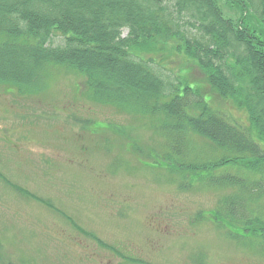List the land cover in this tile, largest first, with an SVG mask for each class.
Returning a JSON list of instances; mask_svg holds the SVG:
<instances>
[{
	"label": "rangeland",
	"instance_id": "374dc122",
	"mask_svg": "<svg viewBox=\"0 0 264 264\" xmlns=\"http://www.w3.org/2000/svg\"><path fill=\"white\" fill-rule=\"evenodd\" d=\"M161 54L165 74L181 70L195 86L196 71ZM42 79L23 91L0 84V264H264L258 239L217 224L215 211L239 190L206 176L236 169L177 168L159 117L95 100L63 66H47ZM185 139L184 166L221 155L197 135ZM245 204L264 217V198Z\"/></svg>",
	"mask_w": 264,
	"mask_h": 264
},
{
	"label": "trees",
	"instance_id": "16d2710c",
	"mask_svg": "<svg viewBox=\"0 0 264 264\" xmlns=\"http://www.w3.org/2000/svg\"><path fill=\"white\" fill-rule=\"evenodd\" d=\"M55 34L62 44L52 46ZM161 53L196 71L195 86L181 70L165 74ZM49 65L82 75L99 102L159 117L177 168L236 169L206 176L239 190L215 211L217 224L258 239L264 252V217L245 204L264 198V0H0V84L36 87ZM221 103L246 124L226 117ZM192 135L220 157L184 166L180 145Z\"/></svg>",
	"mask_w": 264,
	"mask_h": 264
}]
</instances>
